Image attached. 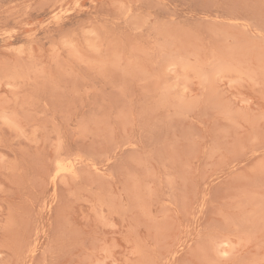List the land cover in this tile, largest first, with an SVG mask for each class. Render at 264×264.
Returning <instances> with one entry per match:
<instances>
[{
	"label": "rangeland",
	"instance_id": "374dc122",
	"mask_svg": "<svg viewBox=\"0 0 264 264\" xmlns=\"http://www.w3.org/2000/svg\"><path fill=\"white\" fill-rule=\"evenodd\" d=\"M0 264H264V0H0Z\"/></svg>",
	"mask_w": 264,
	"mask_h": 264
},
{
	"label": "bare ground",
	"instance_id": "6f19581e",
	"mask_svg": "<svg viewBox=\"0 0 264 264\" xmlns=\"http://www.w3.org/2000/svg\"><path fill=\"white\" fill-rule=\"evenodd\" d=\"M73 163L72 162H69V163H58L56 168H55V172L58 173V172H61V171H67V170H70L73 166Z\"/></svg>",
	"mask_w": 264,
	"mask_h": 264
}]
</instances>
